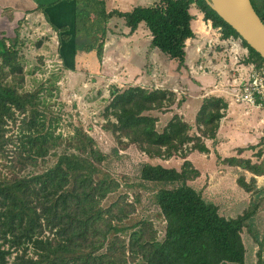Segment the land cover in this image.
<instances>
[{
	"label": "trees",
	"instance_id": "1",
	"mask_svg": "<svg viewBox=\"0 0 264 264\" xmlns=\"http://www.w3.org/2000/svg\"><path fill=\"white\" fill-rule=\"evenodd\" d=\"M251 3L264 22V0ZM60 4H64L62 14L54 9ZM193 5L213 27L222 28L223 38H241L207 0H162L129 12L108 11L107 0H57L40 4L36 10L44 13L48 23L61 33L64 60L70 56L75 60L77 52L85 48L78 41L81 32L96 35L87 49L92 51L97 46V56L102 60L107 24L119 18L130 33L144 23L152 37L151 49L184 66L186 42L196 37ZM89 19L99 20L101 27L94 24V29L89 30ZM243 43L253 59L249 61H264L244 40ZM25 82L19 35L0 39L1 155L7 154L8 145L14 143L12 137H6L9 121L16 123L18 116H24L20 144L10 161L11 176L0 178V264H8L13 253L17 255L12 264H246L243 232L257 207L236 218L222 216L217 205L189 185L200 172L187 160L181 170L141 164L137 175L141 182L124 180L135 194L134 201L129 202V193L122 194L121 182L106 169L107 155L96 148L95 139L82 128L70 139L56 136L48 122L50 109H44V84L26 90ZM175 98L174 92L168 90L114 88L109 107L117 122L110 123V129L120 146L134 145L152 158L163 159L176 155L186 159L193 151L208 152L204 139H217L227 103L217 97L205 98L197 116L202 126L200 135L191 134L192 127L179 115L159 132L158 118L150 113L169 110L176 104ZM260 144L264 147V137ZM58 148L62 149L53 166L42 173L20 174L30 166L38 167L40 159ZM228 161L256 176L264 175L262 164L235 158ZM244 178H239V185L253 193L255 178L250 183ZM140 187L157 190L154 203L160 211L158 216L166 221L161 238L152 220L135 218L142 198ZM46 230L56 233L57 238L41 239ZM30 245L38 255L36 260L28 255ZM263 249L264 241L257 253L258 264H264Z\"/></svg>",
	"mask_w": 264,
	"mask_h": 264
},
{
	"label": "rangeland",
	"instance_id": "2",
	"mask_svg": "<svg viewBox=\"0 0 264 264\" xmlns=\"http://www.w3.org/2000/svg\"><path fill=\"white\" fill-rule=\"evenodd\" d=\"M161 1L107 0V10L119 9L129 12L137 6H153ZM192 9L197 20L194 22L195 31L199 34L195 33L196 37L186 42L187 60L184 66H180L178 61L171 60L159 50H147V43L143 44V55H138L136 48L142 45H137L138 39H144L145 42L148 40L149 31L146 25H140L134 44H131L132 48L134 47L132 49L124 37L134 33H130L125 21L119 18H113L107 24V40L111 42L105 49L102 60L97 56V46L92 51L87 49V46L96 40V35L90 37L84 32H81L78 41L85 45V48L77 52L75 60L72 56L64 60L60 51L61 33L41 15H34L29 19L22 16L13 19L11 24H4L0 29V39L19 35L26 76L25 89L33 90L44 84V109L47 106L50 109L48 122L52 124L55 135L70 139L77 129L82 128L93 137L96 148L107 155L109 165L106 169L121 182L124 190L122 194L129 193V202L134 201L135 194L134 190L125 185L124 180L129 178L130 183L141 182L137 177L141 164L149 163L181 170L187 160L200 172L199 178L190 181L189 185L201 192L206 200L217 205L222 216L236 218L257 207L255 216L244 229L243 240L247 248L246 264H258L257 253L264 241V175L256 176L228 160H250L253 164L264 166V147L260 144L264 137V109L237 103L220 84V80L223 85L226 84V75L236 64L242 68L253 59L239 38L231 40L233 44L240 45L237 50L229 41H216L220 33H217L215 27L211 31V37L207 36V32H210V22L204 18V14L196 5H193ZM89 20V30L94 29V24L101 27L99 20ZM211 39L213 41H210ZM199 50L204 54V58ZM237 53L241 60H237ZM245 58L249 60H242ZM201 65L205 67L204 71L198 69ZM129 87L174 92L176 104L173 107L167 111L150 113L158 118L159 132L163 131L174 116L179 115L192 127L191 134L200 135L199 129L202 126L198 124L197 116L205 98L223 99L227 108L222 110L225 116L221 120L217 139H204L208 152L193 151L186 159L180 155L163 159L152 158L134 145L122 148L110 129V123L117 121L111 115L109 105L114 88L123 91ZM179 101H182L181 105H178ZM23 118L24 116H18L16 123L9 121L6 137H12L14 143L8 145L7 154H0V178L11 176L10 161L15 157V151L20 144L18 137L21 134ZM122 141L127 142V139L122 138ZM61 149L52 151L44 160L40 159L38 167L30 166L20 174L31 175L47 170L56 163V155ZM7 155L9 159L5 158ZM243 176L249 183L255 178L253 193L245 191L239 185V178ZM155 190L140 187L142 198L135 218L152 220L158 230V237L161 238L166 221L158 216L160 211L154 203V194L157 193ZM54 234L56 233L46 230L40 238H57ZM30 247L28 255L36 260L38 255L35 254L33 246ZM16 255L12 254L8 264L13 263Z\"/></svg>",
	"mask_w": 264,
	"mask_h": 264
},
{
	"label": "built area",
	"instance_id": "3",
	"mask_svg": "<svg viewBox=\"0 0 264 264\" xmlns=\"http://www.w3.org/2000/svg\"><path fill=\"white\" fill-rule=\"evenodd\" d=\"M208 22H210V32H207V36L211 37L213 24L211 21ZM216 31L217 33H220L216 39V41L220 43H225L227 41L231 42L233 39V37L227 39L223 38V30L220 27L217 28ZM239 39L243 43V40L241 38ZM210 41H213V39ZM217 44L220 45L219 43ZM232 45H234V48L237 50L240 49V45L238 43L237 45L232 43ZM199 53L202 54V51L199 50ZM238 53L237 60H241L238 58ZM202 57L204 58V54H202ZM242 60H249V58ZM198 69L200 71H204L205 67L201 65L198 67ZM226 78V84L223 85V81L221 80L220 84L226 88L228 95H230L234 101L239 104H245L252 107H257L259 109H264V61L261 63L251 61L248 64L243 65L242 68L238 67V64H236L229 70Z\"/></svg>",
	"mask_w": 264,
	"mask_h": 264
},
{
	"label": "water",
	"instance_id": "4",
	"mask_svg": "<svg viewBox=\"0 0 264 264\" xmlns=\"http://www.w3.org/2000/svg\"><path fill=\"white\" fill-rule=\"evenodd\" d=\"M210 7L264 58V22L251 0H207Z\"/></svg>",
	"mask_w": 264,
	"mask_h": 264
},
{
	"label": "crops",
	"instance_id": "5",
	"mask_svg": "<svg viewBox=\"0 0 264 264\" xmlns=\"http://www.w3.org/2000/svg\"><path fill=\"white\" fill-rule=\"evenodd\" d=\"M57 0H0V29L1 27L5 24H11V21H13V19H16L18 17H26V19H29V17H33L34 15H38V16H45L44 13H42L41 11H37V7L40 4H50L53 2H56ZM68 5H71V3H69ZM67 5V6H68ZM62 7H64V4H60L58 6H56L54 9H56L57 12H60L62 14V12L60 11V9H62ZM109 11V10H108ZM111 11V10H110ZM197 21V20H195ZM194 21V22H195ZM4 25V26H5ZM200 28V27H199ZM130 30V29H129ZM196 30L195 26H194V31ZM138 31V30H137ZM136 31V32H137ZM134 33L133 35H129L128 37H124L127 41H128V45L131 46V44H134V38L136 37L137 33ZM195 31V33L198 35L199 32ZM112 34V33H111ZM201 34V33H200ZM111 40H112V35H110ZM147 42H145L144 39L139 40L138 39V43L137 45L142 44L141 46H138L137 49V54L138 55H143V44L147 43V47H149L147 50L151 49L150 48V44H151V40L152 37L150 35V33L148 32V37H147ZM194 39V38H192ZM191 39V40H192ZM132 41V42H131ZM106 48L108 46V44L111 41H106ZM130 42V43H129ZM126 45V42L125 44ZM105 48V49H106ZM132 48V46H131ZM134 48V47H133ZM132 48V49H133ZM146 48V47H145ZM144 48V49H145ZM146 50V51H147ZM156 49H153V51H155ZM145 51V53H146Z\"/></svg>",
	"mask_w": 264,
	"mask_h": 264
}]
</instances>
